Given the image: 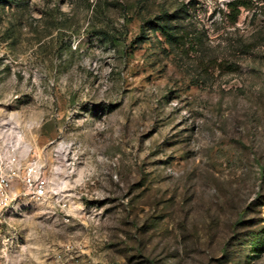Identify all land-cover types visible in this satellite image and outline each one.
I'll return each mask as SVG.
<instances>
[{"label": "rangeland", "instance_id": "obj_1", "mask_svg": "<svg viewBox=\"0 0 264 264\" xmlns=\"http://www.w3.org/2000/svg\"><path fill=\"white\" fill-rule=\"evenodd\" d=\"M0 0V127L48 196L0 264H264V0ZM184 7L188 38L134 44Z\"/></svg>", "mask_w": 264, "mask_h": 264}, {"label": "built area", "instance_id": "obj_2", "mask_svg": "<svg viewBox=\"0 0 264 264\" xmlns=\"http://www.w3.org/2000/svg\"><path fill=\"white\" fill-rule=\"evenodd\" d=\"M5 135L0 127V218L17 214L28 202L46 198L50 187L44 165L29 158L35 152L22 133Z\"/></svg>", "mask_w": 264, "mask_h": 264}, {"label": "trees", "instance_id": "obj_3", "mask_svg": "<svg viewBox=\"0 0 264 264\" xmlns=\"http://www.w3.org/2000/svg\"><path fill=\"white\" fill-rule=\"evenodd\" d=\"M231 6L239 14L242 8H249L246 0H234ZM187 14L188 11L184 7H179L171 12L168 10L162 11L153 20L145 21L134 44H145L150 42L152 37H162L171 48L183 45L186 38L190 37L188 36L190 35L189 31L183 23Z\"/></svg>", "mask_w": 264, "mask_h": 264}]
</instances>
